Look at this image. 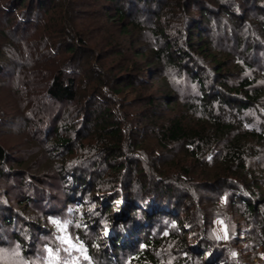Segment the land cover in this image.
Instances as JSON below:
<instances>
[{
    "label": "trees",
    "instance_id": "1",
    "mask_svg": "<svg viewBox=\"0 0 264 264\" xmlns=\"http://www.w3.org/2000/svg\"><path fill=\"white\" fill-rule=\"evenodd\" d=\"M25 1L16 0V6L10 7L16 11L26 8ZM107 1L115 9V21L127 20L121 26L122 34L134 36L129 47L132 64L121 66L122 74L117 76L92 63L83 67L86 77L81 83L69 73L78 66L54 67L46 94L54 100L77 102L82 115L77 135L87 137L81 131L85 128L89 135L97 136L96 144L89 143L91 149L92 145L98 149L96 160L90 159L89 173L108 165L110 174L101 171L109 176L113 173L108 181L115 189L128 170L145 194L137 198L124 188L129 194L122 205L129 214L123 213L114 224L107 223L105 216L119 206L115 202L103 198L104 207L110 206L106 213L104 207L100 212L94 211L95 207L85 210L90 205L81 193L91 186L90 174L73 177L77 188L70 189L69 197L79 203L67 199V216L58 209L47 211L45 221L23 215L25 208L15 214L11 202L0 197V225L9 228L0 241L7 243L12 237L21 246L25 242H21L20 232L24 233V248H13L17 251L13 261L21 260V264H264V0ZM71 37L67 52L77 56L82 47L90 49L82 35ZM114 42L119 44L117 38ZM98 54L92 53L95 59ZM148 69L152 70L150 80H146ZM128 88L139 90L136 99L141 104L138 122L132 127L122 116L116 119L107 101L114 98L111 93L118 95ZM35 108L39 115L50 109L40 99L33 102ZM150 126L162 153L182 149L186 159H172L177 175L156 168L160 174L156 179L142 167L141 159L126 154L127 147L143 145ZM53 137L48 138V147H53L50 154L72 145L73 139L58 130ZM9 160L10 153L0 144V167ZM196 175L199 182L205 181L201 188ZM161 185L165 187L162 201L146 199L145 195ZM199 189H211L217 195L214 208L205 204L200 209L202 225L221 218L230 235L244 233V238H237L243 243L240 256H234L226 246L220 248L215 242L219 240L209 233L201 236L196 232L202 228L196 225L193 229L195 218L185 220L202 200L194 193ZM21 194L27 196L26 189ZM32 199L26 197L21 204L30 207ZM177 210L187 215L179 219ZM48 231L51 239L46 238ZM196 238L199 242L193 245ZM39 251L42 253L35 258Z\"/></svg>",
    "mask_w": 264,
    "mask_h": 264
},
{
    "label": "rangeland",
    "instance_id": "2",
    "mask_svg": "<svg viewBox=\"0 0 264 264\" xmlns=\"http://www.w3.org/2000/svg\"><path fill=\"white\" fill-rule=\"evenodd\" d=\"M14 3L16 6V0H0V144L10 153L8 163L0 167V197L6 202H11L15 214L21 213L20 211L25 208L22 211L23 215L27 213L28 216L45 221L47 211L58 209L63 214L67 208L68 198L74 202L73 204L79 203L74 199L75 197H69V191L77 188L76 184H73V177L80 174L89 175L90 159L96 160L98 155V149L94 150V146L97 145H92L93 149L89 145L91 140L96 144L97 136L92 137L85 128L81 131H84L87 137L80 139L77 135L76 130L80 129L82 124V115H79L77 111L79 104L67 99L54 100L47 96L46 82L52 77L54 67L66 66L68 63L78 66L77 71L69 70V73L72 76H78L79 83L82 77H86L84 70L92 63L97 66L96 68H102L108 74L121 76L122 73L119 71L123 69L121 66L132 64L131 59L134 58L133 51L129 49L134 36L122 34L121 26L127 20L115 21V9L107 0H26V8H19L17 11L15 7H10ZM12 10H15L14 14ZM196 15L200 14L196 13ZM80 35L86 41L90 51L82 47L79 55L75 56L67 52V46L73 41L71 36L80 38ZM116 38L119 44L114 42ZM140 45L146 46L143 42ZM92 53L98 54V59H95ZM138 60L141 62L142 58ZM147 71L150 74L146 75V80H150L152 70ZM87 88L91 87L88 85ZM138 92L139 90L133 91L128 88L118 95L111 93L114 98L109 97L107 100L111 102L112 109L116 112V119L119 120L122 116L130 127L138 122L136 113L141 108L139 99H136V96H139ZM35 99H40L45 107L50 108L49 111L43 115L37 114V109H33ZM98 101L100 102L99 99ZM139 129H142V126ZM149 129L143 145L137 149L127 147L126 151L129 153L126 154L141 159L142 167L144 166L151 175L156 176V179L160 176L156 168H164L170 170V175H177L178 168L173 166L172 159L173 157L186 159L182 149L176 147V150L171 153H162V149L158 148L153 136V127L150 126ZM56 130L64 136L71 137L73 142L70 148L63 146L58 149L57 153L50 154L48 150L53 147H48V138L52 140ZM127 133L126 129L125 138L128 136ZM154 152L161 160L155 158ZM80 162L82 164L76 166ZM101 169L108 171L109 167L102 165L99 168H93L89 175L91 186L83 189L84 191L81 189L83 191L81 194L84 197L83 201L89 202L90 205L85 207L86 211L94 207L97 209L94 211H102L103 198L119 205H115L111 215L105 214L110 206L103 208L107 223L114 224L122 218L123 213L129 214V211L122 205V199L129 194L124 188H129L130 194L138 198L141 187L133 182L132 177L128 176L127 170V175L123 178L120 187L112 189L108 180L112 179L113 173L109 176L110 170L108 174H104ZM61 170L66 171L65 175ZM7 177L11 180L10 183ZM195 177L199 179L198 183L196 182L197 186L201 188L205 181L199 182L200 178L197 175ZM182 178L184 180L185 176ZM153 182L156 186L158 185L155 180ZM164 183H169L166 177ZM164 188V185H161L157 191L149 192L145 195L146 199L153 200L154 203L162 201L161 193ZM23 189H26L27 196L21 194ZM174 192L179 194L176 190ZM194 193L202 200L197 204V209L193 206L191 214L188 213L185 220L189 222L195 218L193 229H196V225L202 228L201 230L196 229V232H201V236L209 233L211 238L219 240L215 242L220 248L226 246L227 251L232 250L234 256H240L243 252V243H238L237 238H244V233L230 235L225 219L221 218H216L214 223L209 220L208 223L204 222L202 225L204 219L203 214H200V209H203L205 204L214 208L216 193L211 189H199ZM144 194L141 193V195ZM29 196L33 199L30 207H25L26 205L21 204V201ZM195 212H198L199 218ZM68 214L65 212L64 216ZM177 215L179 219H182L187 214L177 210ZM0 222L2 223V220ZM8 229L5 224L0 225V235L3 236L4 232L8 233ZM20 233L23 237L25 236L23 232ZM49 233L50 231L46 234V238L51 239L52 236ZM22 236L21 242L25 243L21 246H18L15 238L12 237H9L7 243L0 241V264L22 263L21 260L13 261V256H15L13 254L17 252L13 248L17 246L19 250L26 245L27 239ZM193 241L194 245L199 242V239ZM41 253L42 251L34 257L39 258Z\"/></svg>",
    "mask_w": 264,
    "mask_h": 264
}]
</instances>
